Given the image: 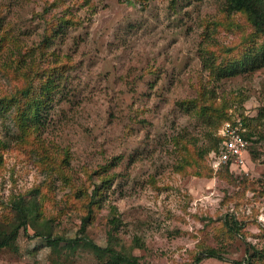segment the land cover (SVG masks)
<instances>
[{
	"label": "rangeland",
	"instance_id": "rangeland-1",
	"mask_svg": "<svg viewBox=\"0 0 264 264\" xmlns=\"http://www.w3.org/2000/svg\"><path fill=\"white\" fill-rule=\"evenodd\" d=\"M224 1L0 0V35L8 48L0 62L33 74L55 67L60 78L37 133L65 158L76 185L94 187L89 170L96 181L109 177L82 232L80 194L58 174L48 179L14 142L0 165V219L12 199L47 191L43 213L53 216L55 233H86L142 264H195L209 248L221 258L200 264H237L253 247L264 251V52L236 72H215L212 66L225 68L231 60L216 56L217 47L243 40L240 28L219 26ZM18 83L0 72V93ZM202 93L227 100L230 115L241 107L260 139L235 182L211 168L224 122L197 112L193 99ZM226 219L237 221L239 231L231 232ZM56 260L105 264L82 241L52 245L32 227L21 231L15 248H0V264Z\"/></svg>",
	"mask_w": 264,
	"mask_h": 264
},
{
	"label": "trees",
	"instance_id": "trees-1",
	"mask_svg": "<svg viewBox=\"0 0 264 264\" xmlns=\"http://www.w3.org/2000/svg\"><path fill=\"white\" fill-rule=\"evenodd\" d=\"M222 18L219 21V26L230 29L236 28L243 32V40L233 42L231 45H221L217 47L220 53L215 55H225V58L230 57L225 68L212 66L215 72L220 73L226 71L236 72L239 66H245L248 62H256L257 50L264 52V0H225L222 6ZM236 17H239L242 22H237ZM250 30V31H246ZM51 35V34H50ZM50 36H45L43 39L44 45L49 42ZM6 36L0 35V58L6 48ZM261 40L260 42H258ZM229 58V59H230ZM9 61L6 63L0 62V72L5 74L9 79L14 76L19 81V86H11L9 92L0 93V118H3V129H0V165L3 163V152L9 149L14 142L26 148L31 155L35 157L40 164L43 172L46 173L48 179H52L54 174H58L67 185L71 184L72 190L75 189L76 194H80V202L77 201V207L81 204L82 209L86 210L83 215V224L81 231L85 232L88 223L95 217V211L100 204V184L106 181L109 177H98L95 179L94 170L87 171L88 177L91 180V185L94 187L85 186V184H75L67 172H65V158H61L53 152H50L40 133L43 125H45V117L47 109L52 101H54V93L60 90V84L57 77L55 67L44 68L33 74L31 71L14 69ZM233 63V65H231ZM17 75V76H16ZM215 75L218 76L216 73ZM37 81H40L37 84ZM198 104L197 112L206 116L220 125L227 119L233 121L234 118H241L247 130L244 132L245 138L249 141L248 155L254 150L260 139L256 140L255 130L248 128L251 126V120L244 115L241 107H237L233 115L228 113L229 102L224 100L218 102L215 98L205 96L203 93L198 99H193ZM218 124V126H220ZM223 137L218 136L215 141L214 151L219 152ZM211 149H207L209 151ZM214 170L213 167H211ZM218 172H224L231 180H236L235 177L239 172L237 169L229 165H223ZM101 180V183L98 181ZM235 182V181H234ZM37 191H41V187H37ZM47 191L42 192V197L32 196L25 198L20 195L18 198L12 199L10 204L6 206V216L0 219V248H15L21 231H28L29 227L35 230V235L45 238L50 244H55L63 241H71L78 239L83 242V246L91 249L94 254L105 264H142L139 258L125 250H118L112 244L101 246L96 244L89 236L84 233L80 237L70 238L64 234L55 233L53 225V216H44L45 202L47 201ZM225 224L231 232L239 231L240 225L235 220L226 219ZM109 235H112L111 232ZM237 264H262L264 263V251L253 247V252ZM209 257H220L219 251L215 248H209L201 252L195 259V264H200L204 259ZM60 264V260H56Z\"/></svg>",
	"mask_w": 264,
	"mask_h": 264
},
{
	"label": "built area",
	"instance_id": "built-area-1",
	"mask_svg": "<svg viewBox=\"0 0 264 264\" xmlns=\"http://www.w3.org/2000/svg\"><path fill=\"white\" fill-rule=\"evenodd\" d=\"M247 128L241 118H234L233 121H224L220 136L223 137L219 152L213 151L211 165L215 171L223 165H229L239 172H246L248 166L249 141L245 138L244 132Z\"/></svg>",
	"mask_w": 264,
	"mask_h": 264
}]
</instances>
